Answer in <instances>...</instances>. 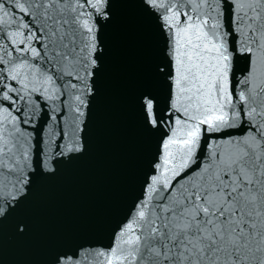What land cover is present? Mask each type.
<instances>
[{"label": "water", "instance_id": "water-1", "mask_svg": "<svg viewBox=\"0 0 264 264\" xmlns=\"http://www.w3.org/2000/svg\"><path fill=\"white\" fill-rule=\"evenodd\" d=\"M19 2L31 16L19 12L12 0H0L5 21L0 24V92L10 86L7 95L15 101L0 96V148L6 164L33 178L22 208L0 225V264H55L61 253L76 252L82 260L89 258L85 264H100L97 253L124 249L127 255L131 246L125 241L143 231L138 211L154 218L165 198L180 195L181 182L187 186L210 164L241 149L264 152V9L253 11L249 0H162L160 8L142 0H109L104 18L91 6L94 0H58L61 11L45 19L42 9L31 7L33 0ZM173 11L181 15L177 28L169 29L163 17ZM184 13L207 18L206 31L220 37L226 49L232 97L227 110L233 121L215 130L201 125L187 167L175 177L168 172L170 187H165L162 145L175 119L186 128L195 114L184 110L189 102L183 97L177 105L167 78L171 35L183 27ZM85 22L95 26L93 33ZM54 29H59L55 36ZM93 58L91 67L87 62ZM145 93L155 98L158 120L163 116L167 123L147 124L140 103ZM67 145L77 150L69 153ZM171 151L175 154L176 146ZM38 158L43 171H34ZM0 174L7 175V169ZM157 177L161 183L151 185ZM20 222L27 225L23 235L16 231ZM128 224L134 233H127Z\"/></svg>", "mask_w": 264, "mask_h": 264}, {"label": "snow or ice", "instance_id": "snow-or-ice-1", "mask_svg": "<svg viewBox=\"0 0 264 264\" xmlns=\"http://www.w3.org/2000/svg\"><path fill=\"white\" fill-rule=\"evenodd\" d=\"M12 2L19 12L31 16L24 3L19 0ZM142 3L151 8L164 6L162 0H142ZM57 4L58 0H33L31 7L42 9L41 16L51 19L61 11ZM108 4L109 0H94L91 6L107 18L109 14L104 8ZM248 6L253 11L257 8L264 9V0H249ZM3 7L4 4L0 3V9ZM179 15L181 13L173 11L171 15L163 17L169 29L177 28ZM184 16L183 27L173 31L171 35L172 71L167 78L172 81L177 105L183 97L189 102L184 110L191 108L195 114L189 117L194 123L186 128L181 120L175 119L172 135L162 145L165 150L162 183L165 187H170L168 172L175 177L179 174V169L187 167L199 141L201 125L215 130L229 126L233 121V116L227 110L231 106L232 97L229 91V56L226 49L219 42L220 37L206 31L209 26L207 18L194 19L187 13ZM4 22L3 17H0V24ZM57 23L58 20H53V24ZM83 27L88 33H93L95 26L85 22ZM216 27V24L211 25L213 29ZM261 28L264 29V24ZM58 32L59 29H54L51 34L55 36ZM89 40L94 41L95 37L89 36ZM90 47L95 48V44H90ZM260 48H264V31H261ZM245 51L251 52V48H245ZM63 58L67 60L68 54ZM87 63L94 67L96 58ZM84 70L88 76L92 75L88 68ZM14 71L18 74V70ZM76 76L79 77V73ZM11 79L16 80V75H12ZM9 91H12L11 87L5 86L0 96L15 103L12 96L7 95ZM239 99L243 101L246 97L240 93ZM140 103L149 126L167 123L163 116L158 120L153 96L145 93ZM174 107L177 111L180 110L178 106ZM252 111L255 112V109ZM0 142H3L2 135ZM4 143L6 147V142ZM173 146H176L175 154L171 151ZM65 147L69 153L77 150L72 145ZM64 151L57 147L59 155L63 156ZM176 154L180 160L178 167ZM3 155L4 149L0 148V169H7V175L0 174V225L22 208L31 191L33 178L32 173L21 176L15 172L13 166L2 159ZM37 169L44 170L42 158L37 159L34 171ZM50 171L54 172L55 167ZM157 183H161L159 177L151 180V185ZM179 187L180 195L170 201L165 198L154 218H146L144 210L138 211L139 220L144 221L143 231L141 235L125 241L131 246L127 255L124 254V249L100 252L96 254L100 264H137V260L142 264H264V152L256 153L253 149L250 154L241 149L210 164L203 169V174L190 181L187 186L181 182ZM150 190L155 191V188ZM26 230V224L17 223L16 231L19 234L23 235ZM134 232V225L128 224L127 233ZM121 235L125 233L122 232ZM88 259L85 256L82 260L79 252L61 253L56 257L55 264H85Z\"/></svg>", "mask_w": 264, "mask_h": 264}]
</instances>
